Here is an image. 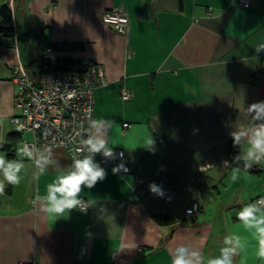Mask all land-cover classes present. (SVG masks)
I'll return each instance as SVG.
<instances>
[{
    "label": "crops",
    "instance_id": "obj_1",
    "mask_svg": "<svg viewBox=\"0 0 264 264\" xmlns=\"http://www.w3.org/2000/svg\"><path fill=\"white\" fill-rule=\"evenodd\" d=\"M248 2L7 0L13 32L0 33V153L15 158L22 141L32 139L9 120L19 113L11 68L71 57L102 65L106 82L94 89L93 119L114 122L109 143L124 152L120 163L129 172L99 163L106 178L80 194L93 206L51 224L33 200L56 169L37 182L26 160L21 184L7 185L0 196V264H171L179 243L211 257L227 234L252 240L236 213L264 197V187L239 190V178L264 169L245 170L233 163L239 146L230 151V133L251 124L245 108L264 101V56L254 49L264 43V0ZM114 8L128 18L124 34L101 20ZM150 136L151 150L145 147ZM44 147L60 166L71 163L64 148ZM151 183L163 197L149 190ZM193 203L198 212L186 214ZM156 216L170 221L159 224ZM257 251L252 241L236 264H264Z\"/></svg>",
    "mask_w": 264,
    "mask_h": 264
},
{
    "label": "clouds",
    "instance_id": "obj_2",
    "mask_svg": "<svg viewBox=\"0 0 264 264\" xmlns=\"http://www.w3.org/2000/svg\"><path fill=\"white\" fill-rule=\"evenodd\" d=\"M257 57L264 51V43L255 47ZM253 57L252 59H256ZM251 124L244 129H234L230 136L234 146H239L240 153L233 158V163L250 170L254 165L264 166V101L254 102L245 108ZM113 121L90 119L87 131L78 132L79 147L74 150L71 163L62 167L55 160L49 147L41 148L36 144H25L17 149L15 158H8L0 153V196L5 194L7 185L19 186L23 180L21 173L26 168V160L32 161L36 171L33 180L39 181L49 168L56 169V176L45 187L43 194L39 192L33 205L53 224L57 219L66 217L73 209L86 212L92 204L81 198L85 188L91 189L106 178V170L95 160L96 154L106 159L116 158V153L109 143L108 132ZM154 140L147 139L146 148L154 147ZM3 139L0 138V146ZM227 163V162H226ZM122 167L118 165L117 168ZM116 169H114L115 171ZM239 167L234 172H239ZM237 175H232L233 182ZM149 190L160 197L164 196L161 186L151 183ZM240 222V231L247 233L252 240H245L239 232L227 234L222 239V246L216 256L205 257L201 250L189 243H179L171 251V264H236L235 258L244 252L252 241L258 244L257 256L264 259V197L243 204L236 213ZM135 248L136 245H130Z\"/></svg>",
    "mask_w": 264,
    "mask_h": 264
},
{
    "label": "built area",
    "instance_id": "obj_3",
    "mask_svg": "<svg viewBox=\"0 0 264 264\" xmlns=\"http://www.w3.org/2000/svg\"><path fill=\"white\" fill-rule=\"evenodd\" d=\"M236 2L241 7H247L249 4L248 0ZM101 20L116 32L125 33L128 18L119 8L103 12ZM261 55L264 56V51ZM11 69V81L17 87L14 103L19 113L12 115L9 120L19 131H27L32 135L30 141H22V146L36 144L39 147H61L68 152L72 160L74 150L79 147L80 136L77 133L87 131L89 120L93 119L94 89L106 82L102 65L90 63L82 73L53 69L48 64H39L28 71L21 65H14ZM30 74L34 76L31 77ZM120 97L122 100H128V90L122 89ZM122 126L126 127L128 123L123 122ZM233 147L237 149L236 146ZM115 153L114 159H106L101 154H96L95 160L106 167L116 169L117 173H128L129 167L120 163L124 152L116 150ZM118 165L122 167L117 168ZM199 208L198 204L193 203L185 209V213L193 215Z\"/></svg>",
    "mask_w": 264,
    "mask_h": 264
},
{
    "label": "trees",
    "instance_id": "obj_4",
    "mask_svg": "<svg viewBox=\"0 0 264 264\" xmlns=\"http://www.w3.org/2000/svg\"><path fill=\"white\" fill-rule=\"evenodd\" d=\"M12 12L11 9L7 5V0H0V33H5V34H11L13 32V26H12ZM40 65L42 64H48L51 66L53 69H61V70H68L72 71L75 73H82L87 66L90 64L88 63H83L77 58H71V57H62V58H55L53 61H50L48 58H43L41 59V62L39 63ZM27 71L29 68L24 67ZM233 141L230 139V151H233ZM238 147V146H236ZM10 159L12 158L11 154H9ZM155 220L159 223H165L170 221V218L168 216H156Z\"/></svg>",
    "mask_w": 264,
    "mask_h": 264
},
{
    "label": "rangeland",
    "instance_id": "obj_5",
    "mask_svg": "<svg viewBox=\"0 0 264 264\" xmlns=\"http://www.w3.org/2000/svg\"><path fill=\"white\" fill-rule=\"evenodd\" d=\"M262 169H264V166H262ZM250 174V173H247ZM252 177H247L246 175H242L239 181V185L238 188L239 190H242L243 187L246 186L247 187H254L255 188H260L262 189V187H264V171H262L261 173H251ZM262 194V193H261Z\"/></svg>",
    "mask_w": 264,
    "mask_h": 264
}]
</instances>
